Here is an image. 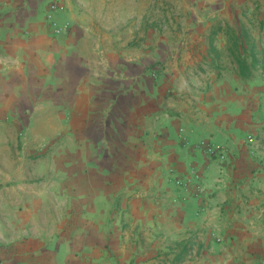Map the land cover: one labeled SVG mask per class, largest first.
<instances>
[{"label": "crops", "instance_id": "0c3cea01", "mask_svg": "<svg viewBox=\"0 0 264 264\" xmlns=\"http://www.w3.org/2000/svg\"><path fill=\"white\" fill-rule=\"evenodd\" d=\"M228 29L252 70L264 0H0V264H264Z\"/></svg>", "mask_w": 264, "mask_h": 264}, {"label": "rangeland", "instance_id": "374dc122", "mask_svg": "<svg viewBox=\"0 0 264 264\" xmlns=\"http://www.w3.org/2000/svg\"><path fill=\"white\" fill-rule=\"evenodd\" d=\"M191 14H192V12L190 13V11H189V13H187V17L191 16ZM230 33L231 34L229 36L232 39V41H231V43H232L231 44V51H232L231 53H232V56H228V57H226V56H219L218 62H219V64L226 65L227 68L229 69L230 74L234 75L235 73H238V71L236 69L237 64L235 63V61H236L235 60V56H236L235 54H236V52H237L238 49L236 48V43H235L236 41H233L234 31L230 29ZM245 38L247 39L246 36H245ZM247 45H250V44L247 43ZM248 59L251 60V61L254 60V59H256L255 60L256 61L255 62L256 64H253L252 65V70L247 71L246 75H244V77H243L244 78L243 83L242 82H239L238 84H244V83L245 84H249L248 81L249 80H252L253 77H257V81H260V80L264 79V57H261V56H258V57H256V56L249 57L248 56ZM237 68H238V66H237ZM219 69H220V71L218 73V76L219 75L223 76L224 75V72L222 70H225V69L223 68V66L220 67V65H219ZM257 84H264V82H260V83H257ZM216 237H215L216 238V241H218L219 238H218V236H216Z\"/></svg>", "mask_w": 264, "mask_h": 264}, {"label": "trees", "instance_id": "16d2710c", "mask_svg": "<svg viewBox=\"0 0 264 264\" xmlns=\"http://www.w3.org/2000/svg\"><path fill=\"white\" fill-rule=\"evenodd\" d=\"M227 33H228L229 35L231 34V33H230V29L227 30ZM231 41H232V39H231ZM233 41H236V42H235V43H236V48L238 49V48H239V45H238V40H237V37H236L235 33H234V36H233ZM234 52H235V51H234ZM235 55H236V54H235ZM235 60H236V62H237V64H238V67H239V74L241 75V77H244V75H246L247 71H250L249 64L247 63V58L241 56V54H237V55L235 56ZM255 62H256L255 60H252V62H251V66H252L253 64H256Z\"/></svg>", "mask_w": 264, "mask_h": 264}, {"label": "built area", "instance_id": "2783aa9c", "mask_svg": "<svg viewBox=\"0 0 264 264\" xmlns=\"http://www.w3.org/2000/svg\"><path fill=\"white\" fill-rule=\"evenodd\" d=\"M250 139V138H249ZM251 140V139H250ZM220 158L223 159L224 158V154L220 153Z\"/></svg>", "mask_w": 264, "mask_h": 264}]
</instances>
